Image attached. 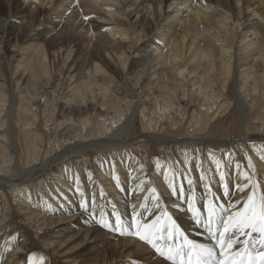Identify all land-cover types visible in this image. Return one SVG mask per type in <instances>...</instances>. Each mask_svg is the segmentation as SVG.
Returning <instances> with one entry per match:
<instances>
[{
    "label": "bare ground",
    "instance_id": "1",
    "mask_svg": "<svg viewBox=\"0 0 264 264\" xmlns=\"http://www.w3.org/2000/svg\"><path fill=\"white\" fill-rule=\"evenodd\" d=\"M15 5L0 0V264H171L131 234L133 217L163 211L218 256L209 201L236 211L252 184L264 195V0ZM140 145L165 158L145 161ZM116 215L124 234L97 223ZM260 239L237 235L233 252Z\"/></svg>",
    "mask_w": 264,
    "mask_h": 264
},
{
    "label": "snow or ice",
    "instance_id": "2",
    "mask_svg": "<svg viewBox=\"0 0 264 264\" xmlns=\"http://www.w3.org/2000/svg\"><path fill=\"white\" fill-rule=\"evenodd\" d=\"M78 4V0H77ZM89 17H85V20ZM260 159L264 161V154ZM251 168H255L251 159L248 161ZM219 167V164H217ZM203 179V177H202ZM224 177L221 175V180ZM246 179L251 181V177L246 176ZM251 194H246L242 205V210L237 208L236 211H228L217 207L212 201H209L207 208V219L203 221V225L208 231L210 237L216 241L220 248L219 255H215L212 248H207L203 245L196 244L194 241L188 239L181 231L180 226L172 218L167 211L162 212V216H157L155 220L145 221L139 223L133 217L135 229L132 235L136 236L145 245L150 246L155 253L171 264H264V195H261L259 200L256 198V184L251 185ZM155 193V189L152 190ZM239 191L243 192L244 187H240ZM227 195V192L225 193ZM157 205H159L160 197L155 196ZM85 207V205H81ZM234 208L237 206L234 204ZM189 211L193 212L195 222L197 225L201 224V217L196 214V210L192 208L189 203ZM221 211L227 213L226 216L221 215ZM166 221V222H162ZM217 221L223 224V228L214 229ZM100 227L115 231L120 230L124 234L123 222L119 215H116L115 226L112 223L101 218L98 222ZM217 233H219L217 235ZM253 233H259L260 250L255 253H246L247 260L238 257L242 256L239 251L233 252V248L237 244H246V240H234L233 236H247L251 237ZM165 235L169 239L180 237L183 239V244L179 247L175 245L161 246L158 241L164 239ZM27 264H44V257L37 260L35 257H28Z\"/></svg>",
    "mask_w": 264,
    "mask_h": 264
},
{
    "label": "rangeland",
    "instance_id": "3",
    "mask_svg": "<svg viewBox=\"0 0 264 264\" xmlns=\"http://www.w3.org/2000/svg\"><path fill=\"white\" fill-rule=\"evenodd\" d=\"M16 1V5H15V7L17 8L16 10L19 12H24V14H28L29 13V11L30 10H28L30 7H29V5H23V1L24 0H15ZM240 8V7H239ZM256 8V7H255ZM47 11H49V7L48 6H46V8H45ZM19 12V13H20ZM3 18H5V17H2V16H0V23L1 22H3V21H5V19H3ZM12 20L11 19H9L8 20V22H7V24H9L10 22H11ZM133 21V20H132ZM14 22V21H13ZM22 26V24H20L19 25V27H21ZM16 29V28H15ZM53 34H55V33H53ZM61 34H63V33H61ZM1 35V34H0ZM59 36H60V34H59ZM144 40H146V38L144 39ZM124 45H126V44H124ZM8 53L9 54H11V50L10 51H8ZM7 53V54H8ZM7 55V56H10V55ZM146 55H147V53L145 52V53H143V54H141V55H138V56H136V58H138V59H144L145 57H146ZM134 56H132V58H133ZM135 58V57H134ZM133 58V59H134ZM3 62V61H2ZM139 95L140 96H142V91L140 90V92H139ZM235 114H237V112L235 113ZM230 117V115L229 116H227V118H225V121H224V124H227L228 122H231L230 120H231V118H229ZM237 118L236 117V115L234 116L233 115V117H232V120H234L235 118ZM229 118V119H228ZM227 120H229L228 122H227ZM236 120V119H235ZM227 122V123H226ZM225 126H227V125H225ZM262 127H264V125H262ZM7 135H9V138H10V141L12 142H15L16 141V136H17V129L15 128V127H13V124L12 123H10L9 124V127H8V129H7ZM213 141H217V140H213ZM219 142V141H218ZM220 142H222V141H220ZM141 146V147H140ZM139 147H136L135 148V150H133L132 152L133 153H137V154H139V156H141L143 159H145V161H147V162H149L150 160H155V159H164L165 157H163V158H161L163 155L161 154V149L159 148L158 149V147L156 148L155 147V145H154V147L153 148H151V146H146V145H140ZM143 146H145V147H143ZM138 148V149H137ZM141 148V149H140ZM142 151V152H141ZM190 152H193V151H190ZM197 153V154H196ZM195 154L197 155V157H199L201 154L199 153V151H197ZM201 153L202 154H205V151L204 150H202L201 151ZM168 154L169 155H167V156H169L170 158H175V152H171V151H169L168 152ZM226 154H229L230 156H232L231 155V152H228L227 151V153ZM149 160V161H148ZM172 160H176V159H172ZM192 160H194V159H192ZM192 160H190V161H188V160H185V162H191ZM184 162V161H183ZM3 203H5L4 201H3V198H0V204L2 205ZM214 227V229L215 228H217V227H219L220 229H222L223 228V224L221 223V222H219V221H217V223L213 226ZM75 235V232H72V234L70 233L69 235H68V237H73ZM234 237L235 236H233L232 237V239H234ZM253 237H254V243L253 244H256V245H258L259 243V239H257V236L256 235H253ZM65 239H67V238H65ZM69 242H71V240L69 241ZM81 248V247H80ZM80 248H78L77 250H79Z\"/></svg>",
    "mask_w": 264,
    "mask_h": 264
}]
</instances>
